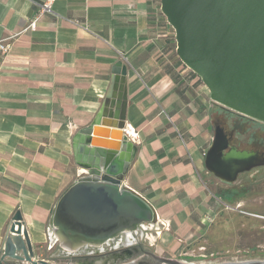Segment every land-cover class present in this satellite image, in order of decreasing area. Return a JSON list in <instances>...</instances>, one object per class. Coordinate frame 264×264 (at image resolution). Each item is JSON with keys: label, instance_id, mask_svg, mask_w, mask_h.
<instances>
[{"label": "crops", "instance_id": "0c3cea01", "mask_svg": "<svg viewBox=\"0 0 264 264\" xmlns=\"http://www.w3.org/2000/svg\"><path fill=\"white\" fill-rule=\"evenodd\" d=\"M33 1L43 0H0V40L11 43L0 52V241L18 210L36 258H47L53 207L85 171L74 136L119 105L138 133L124 130L136 152L123 185L154 207L157 224L197 232L218 202L201 176L213 102L177 56L160 0H56L30 30Z\"/></svg>", "mask_w": 264, "mask_h": 264}, {"label": "water", "instance_id": "95a60500", "mask_svg": "<svg viewBox=\"0 0 264 264\" xmlns=\"http://www.w3.org/2000/svg\"><path fill=\"white\" fill-rule=\"evenodd\" d=\"M160 11L174 30L177 56L201 79L210 100L264 122V0H160ZM116 70L126 76L128 67L122 63ZM114 84L115 79L108 96ZM95 126L114 131L102 132ZM125 126L124 108L119 105L113 115L99 112L91 125L75 134V161L85 171L53 207L50 227L58 238L51 239L52 243L85 242L94 247L118 238L126 230L137 234L143 224H157L154 207L123 185L136 152ZM212 126L214 133L203 160L207 172L232 184L240 173L264 166V153L232 144L218 120ZM36 255L17 210L0 241V264H51ZM149 255L154 260L150 264H264V258L181 261ZM142 259L152 261L150 257H138Z\"/></svg>", "mask_w": 264, "mask_h": 264}, {"label": "rangeland", "instance_id": "374dc122", "mask_svg": "<svg viewBox=\"0 0 264 264\" xmlns=\"http://www.w3.org/2000/svg\"><path fill=\"white\" fill-rule=\"evenodd\" d=\"M220 107L213 103V121L218 120L224 132L231 133V127L238 120L231 119L230 111ZM231 143L239 148L256 150L238 142L235 134L234 138L231 136ZM201 176L218 199L214 215L188 237L177 235L175 229L164 222L147 230L144 234L146 237L138 238L137 242L156 256L181 261L264 258V166L258 171L251 170L247 179L252 177V180L242 187L238 186L239 180L235 185L223 183L204 168ZM93 249V246H89L68 254L62 251L59 241H56L44 256L50 259L56 254L57 260L50 259L52 264H122L136 262L138 257H142L141 253H135L132 258L116 260L109 250L102 255L88 256Z\"/></svg>", "mask_w": 264, "mask_h": 264}, {"label": "flooded vegetation", "instance_id": "af4514ba", "mask_svg": "<svg viewBox=\"0 0 264 264\" xmlns=\"http://www.w3.org/2000/svg\"><path fill=\"white\" fill-rule=\"evenodd\" d=\"M221 109H223V108H221ZM229 117H231V119H235L238 121L235 125H233L231 127L232 132L226 133L227 136L229 138H231V136L234 138V134H235V138L238 142L243 143V144L248 145V146H251L253 149L264 152V122H261V121L255 120L253 118L235 113L233 111H230ZM212 122H214V121L212 120ZM213 133H214V129L212 132V136H213ZM242 149H244V148H242ZM260 168H262V166H260L258 168H253V169L258 171ZM250 171L242 172L238 175L237 180H239V182H240V184L238 186L242 187L243 185L248 183L250 180H252L253 175H251L252 176L251 179H247V176L250 175ZM234 183H232L231 185H235ZM135 242H137V241H135ZM134 243H131L129 245L120 244L117 247H114L115 244L104 245V247H103L104 249H102V250H100L94 246L93 247L94 249L88 253V256H90V255H93V256L102 255L105 253L106 250H109L108 251L109 254L111 253V255H115L114 257L117 260L118 258H122V259L123 258H132L135 253H138V254L141 253L140 255H142L143 258L150 257L152 259V261H148L147 259H142V260L136 261L137 264L138 263L139 264H150V263H152L154 260L149 255V253H151V252L144 249V247H142V245L140 243H138V242L135 244ZM57 258L58 257L55 254L50 259L57 260ZM50 262H51V260H50ZM111 264H116V263L112 262ZM122 264H127V263H122Z\"/></svg>", "mask_w": 264, "mask_h": 264}, {"label": "bare ground", "instance_id": "6f19581e", "mask_svg": "<svg viewBox=\"0 0 264 264\" xmlns=\"http://www.w3.org/2000/svg\"><path fill=\"white\" fill-rule=\"evenodd\" d=\"M159 218V217H158ZM158 221V220H157ZM154 227H157L156 224L154 225H147V224H143L142 228H140V230H138L137 234L126 230L122 235H120L118 238H115L114 240H108L106 241L104 244H98L95 245L98 249L102 250L104 249V245H111V244H115L114 247L119 246L120 244L122 245H129L131 243H134L135 241L139 240L138 238H143L145 232L149 229H152ZM148 236V235H147ZM146 237V236H144ZM54 238H58V237H54L53 233L51 234V239L54 240ZM60 240V239H59ZM60 243L62 245V247L64 249H66L68 252V254H72L74 252H77V250L81 249V248H87L89 246L88 243L82 242V243H77L75 245H69L68 243H65L64 241L60 240ZM98 264H101L100 262H98Z\"/></svg>", "mask_w": 264, "mask_h": 264}, {"label": "built area", "instance_id": "2783aa9c", "mask_svg": "<svg viewBox=\"0 0 264 264\" xmlns=\"http://www.w3.org/2000/svg\"><path fill=\"white\" fill-rule=\"evenodd\" d=\"M56 0H43L41 2L33 1V3L37 6V14L36 16L29 22L27 29L33 30L36 27L37 19L40 15L44 13H53L52 6ZM87 29V27H86ZM11 46L10 42H7L5 40H0V52L1 53H6L9 51ZM125 132L130 134L132 137L137 136V132L134 131L133 128H125ZM205 152H203L204 154ZM10 224V223H9ZM51 234H52V229L51 227H48L47 229V237H48V243H50V248L52 247L53 243L51 242ZM49 248V249H50Z\"/></svg>", "mask_w": 264, "mask_h": 264}]
</instances>
